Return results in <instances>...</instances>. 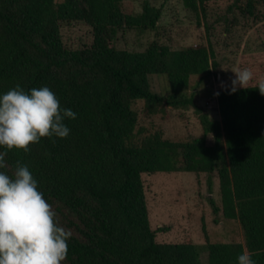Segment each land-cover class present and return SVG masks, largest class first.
I'll return each mask as SVG.
<instances>
[{"label": "trees", "instance_id": "obj_1", "mask_svg": "<svg viewBox=\"0 0 264 264\" xmlns=\"http://www.w3.org/2000/svg\"><path fill=\"white\" fill-rule=\"evenodd\" d=\"M211 0H182L198 17ZM264 0H232L229 10L255 15ZM161 9L144 0L131 13L123 0H0V93L19 84L25 91L49 87L65 118L64 137H41L29 151H6L10 177L16 162L27 164L55 221L71 230L61 264H237L244 251L264 264V95L257 84L223 88L213 118L188 92L216 66L207 46L174 49L151 42L144 50L118 48L119 32L154 29ZM82 21L90 44L71 48L61 27ZM166 75L169 93L158 94L149 75ZM195 88V87H192ZM149 117L169 109L194 108L202 134L186 140L139 127L136 101ZM212 135L213 141L207 142ZM217 173L222 215L237 220L243 241L158 242L149 221L142 174Z\"/></svg>", "mask_w": 264, "mask_h": 264}, {"label": "rangeland", "instance_id": "obj_2", "mask_svg": "<svg viewBox=\"0 0 264 264\" xmlns=\"http://www.w3.org/2000/svg\"><path fill=\"white\" fill-rule=\"evenodd\" d=\"M144 0H123L124 9L131 13L142 10ZM160 7L161 14L154 29H129L118 33V48L141 51L156 41L179 49L187 46H207L214 50L216 66L200 80L191 77L188 92H194L196 102L213 118H219L215 95L230 88L235 76L232 70L249 68L253 79L248 85L264 79V2L255 15L238 9L229 10L232 0H211L206 13L198 17L186 8L182 0H150ZM63 42L71 48L88 45L92 30L82 21L61 27ZM232 69V70H231ZM150 86L158 94L169 93L166 75H149ZM195 87V88H192ZM139 111V127L145 133L161 130L164 137L186 140L202 134V127L194 108L169 109L166 118L160 113L146 117L143 101L134 104ZM213 141L212 135L207 142ZM146 192L149 221L158 242H193L205 245L210 241H243L237 220L227 219L221 212L217 173L145 172L142 174ZM207 264V252H201Z\"/></svg>", "mask_w": 264, "mask_h": 264}, {"label": "clouds", "instance_id": "obj_3", "mask_svg": "<svg viewBox=\"0 0 264 264\" xmlns=\"http://www.w3.org/2000/svg\"><path fill=\"white\" fill-rule=\"evenodd\" d=\"M232 71L230 92L246 88L253 79L249 68ZM256 88L264 95V79L258 80ZM76 115L60 106L49 87L25 91L17 84L0 93V148L27 152L29 143L41 137L64 138L70 132L65 118ZM6 154L0 151V169L6 167ZM56 215L27 164L17 161L11 177L0 171V264H61L72 232L55 221ZM236 259L237 264H257L247 251Z\"/></svg>", "mask_w": 264, "mask_h": 264}]
</instances>
